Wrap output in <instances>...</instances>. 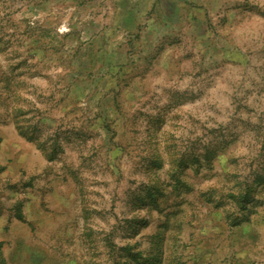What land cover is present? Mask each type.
<instances>
[{
    "label": "rangeland",
    "instance_id": "1",
    "mask_svg": "<svg viewBox=\"0 0 264 264\" xmlns=\"http://www.w3.org/2000/svg\"><path fill=\"white\" fill-rule=\"evenodd\" d=\"M0 264H264V0H0Z\"/></svg>",
    "mask_w": 264,
    "mask_h": 264
}]
</instances>
